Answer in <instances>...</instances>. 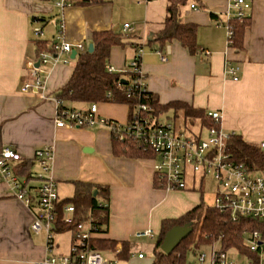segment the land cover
Masks as SVG:
<instances>
[{
	"label": "crops",
	"instance_id": "1",
	"mask_svg": "<svg viewBox=\"0 0 264 264\" xmlns=\"http://www.w3.org/2000/svg\"><path fill=\"white\" fill-rule=\"evenodd\" d=\"M54 1L0 0V145L15 149L24 161L31 163L33 187L38 185L37 175L41 172L34 160L35 152L52 148L50 175L58 183L61 202L74 196L75 182L108 187L109 222L103 238L119 242L118 252L122 250V242L135 243L133 255L126 263L151 264L152 260H148L138 243L158 238L163 220L181 217L200 204L202 198L204 201V195L202 190L199 196L195 189L157 188L151 158L137 160L116 155L112 133L105 126L57 128L59 99L56 95L69 83L78 54L75 60L71 59L72 55H63L58 63L40 67L45 91H24L26 84H34L27 64H38L43 52L39 43L46 44L47 51L51 52L58 34L62 17ZM246 1L252 10L242 49L228 46L226 0H191L181 7L182 21L197 27L195 54L178 40L160 39L169 16L168 0H153L148 4H138L136 0H91L83 4V0L65 10V36L70 44H82L88 51L95 33L121 34L123 45L113 47L106 63L118 73L128 70L138 48L143 46L142 69L147 88L160 105L183 102L207 114L219 112L220 127L224 131L234 132L261 147L264 142V0ZM193 4L198 10L191 8ZM127 24L131 29L125 31ZM36 29L43 35L36 36ZM161 55L166 56L167 62L162 61ZM65 60L69 62L64 63ZM228 63L240 68L238 81L227 75ZM63 106L75 110L91 107L66 102ZM97 109L101 119L118 125L130 120L128 105L97 103ZM180 116L185 118L183 113ZM204 181H200L202 188ZM214 197L207 205H213ZM34 212L16 199L9 184L0 178V264H44L53 256L70 255L73 232H67L70 233L67 248L56 240V248L49 252L45 235L31 231ZM149 230L153 238L137 236ZM102 253L125 262L115 253ZM139 253L145 255L144 260L137 259Z\"/></svg>",
	"mask_w": 264,
	"mask_h": 264
},
{
	"label": "built area",
	"instance_id": "2",
	"mask_svg": "<svg viewBox=\"0 0 264 264\" xmlns=\"http://www.w3.org/2000/svg\"><path fill=\"white\" fill-rule=\"evenodd\" d=\"M91 2V0H84ZM153 0H136L138 4H148ZM229 14L228 24H219L227 30L228 46L231 48L234 42L233 21L241 23L250 18L251 4L246 0H226ZM83 0H55L54 6L61 18L58 34L51 46V52H41L37 63L47 65L58 63L63 55L70 57L75 51L77 54L87 50L82 44L76 46L70 44L65 36V23L63 15L68 8L82 3ZM193 10L198 6L193 4ZM233 13V14H230ZM130 25H125V31L130 30ZM36 36H42L40 29L35 30ZM207 55L210 52L206 51ZM144 48L140 46L134 60L124 73L134 76L129 97L143 98L147 93L146 75L142 69ZM163 62L167 58L161 55ZM65 60L64 63H68ZM36 63L27 64V69L34 84H26L24 91L46 90V84L39 74ZM109 73H117L112 66H106ZM239 67L231 63L227 64V75L232 80L238 81ZM59 110L56 117L57 128H90L96 125L107 127L111 133L117 130L120 138L132 139L142 144L145 150L153 154L154 180L158 185L168 191H190L195 189L197 179L203 182L211 178L218 184L220 191L215 195L213 205L222 213L230 215L232 221L249 219L264 225V170L253 172L244 164L235 160L229 149V142L234 132H226L220 127L221 114L211 112L208 117L213 120L215 126L203 128L206 130V139L200 131L198 134L187 135L184 130L178 129L172 124H161L159 117L148 104H139L135 113L125 125H115L98 115L97 104L91 105L88 110H69L62 108L63 102L57 101ZM202 129V128H201ZM202 129V130H203ZM264 150V142L261 144ZM54 159V152L50 147L40 148L35 152L36 161L41 172L37 175L39 181L36 187L30 185L27 180L21 179L15 172L16 164L24 161L19 152L11 147L0 145V178L7 182L16 199L22 201L28 208L35 210L31 231L36 234H44L47 250L52 252L56 247L55 235L58 221L59 187L57 181L50 175ZM62 221L66 226L74 227L73 242L69 256H53L44 264H119L117 259L106 257L101 251L91 246V240L96 235L95 226L91 223H78L75 220V207L66 205L63 207ZM247 253L236 250L238 256L246 260L239 261L231 256L228 251H222L220 243H211L212 254L209 258L199 249L192 251L194 260L199 264H205L209 258V264H264V230H247L244 232ZM140 237L153 238L152 231L137 234ZM217 246L220 249H216ZM251 255V256H250ZM138 260H144L145 255L139 253ZM190 263V262H189ZM187 264V258L184 262ZM191 264V263H190Z\"/></svg>",
	"mask_w": 264,
	"mask_h": 264
},
{
	"label": "trees",
	"instance_id": "3",
	"mask_svg": "<svg viewBox=\"0 0 264 264\" xmlns=\"http://www.w3.org/2000/svg\"><path fill=\"white\" fill-rule=\"evenodd\" d=\"M169 16L165 22L160 39L164 41L178 40L191 54L197 52V27L186 24L181 19V7L189 0H168ZM200 1V0H196ZM90 2L84 1L83 4ZM249 19L244 22L233 21L234 42L231 48L242 49L245 27ZM123 45V36L116 31L95 33L93 36V51L78 54L77 64L69 83L56 95L59 101L72 104H97L116 103L125 104L130 109V119L139 104H148L157 116L172 113L179 117L183 113L185 120H199L201 128L215 126L208 114L183 102H172L160 105L154 95L147 91L143 98L129 97L134 79L131 73H109L106 63L113 47ZM41 51H47L46 44L40 42ZM62 108L70 109L62 105ZM115 125H117L115 123ZM113 149L116 155L137 160L153 158V154L145 150L144 146L132 139L120 138L117 130L112 131ZM229 149L235 160L244 164L253 172L264 170V150L252 145L235 135L229 142ZM16 173L32 180L31 163L23 161L15 167ZM155 186L161 188L154 180ZM75 193L58 206L57 233H65L74 230V227L66 226L63 221V207L73 205L75 207V220L78 223L91 222L95 226L96 235L91 240V246L102 252L117 254L121 261L128 262L135 247L133 242H122V250L118 252L119 242L105 239L103 236L108 231L110 190L106 186L93 185L83 182H75ZM95 192L97 196L95 197ZM193 224V234L183 241L180 246L168 256L161 251V245L166 234L174 227ZM200 226L199 239H195V232ZM247 230H264V225L249 219H241L237 222L231 220L230 215L222 213L214 206H209L202 201L196 207L186 212L177 219H165L162 221L160 234L155 244V257L151 264H184L188 252L198 249L201 245H209L219 242L222 251L240 250L247 253L244 232ZM251 256V255H250Z\"/></svg>",
	"mask_w": 264,
	"mask_h": 264
},
{
	"label": "rangeland",
	"instance_id": "4",
	"mask_svg": "<svg viewBox=\"0 0 264 264\" xmlns=\"http://www.w3.org/2000/svg\"><path fill=\"white\" fill-rule=\"evenodd\" d=\"M189 1H191V0H189ZM45 52H48V51H45ZM159 122L161 124L175 125L176 128L184 130L187 135L198 134L201 131L203 134V139H206V130L201 129V124L198 121L185 120V118H183L182 116L174 117V115L172 113H168V114L161 115L159 117ZM195 187H196L195 188V190H196L195 194H197L199 196L201 194L199 191L202 190V193L204 195L205 204L212 203L213 196H215L220 191L218 184H216L211 178L205 179L203 188L201 187V182L198 178ZM60 193H63V188H60ZM61 197H63V196L61 195ZM199 236H200V226L197 227V230L195 232V239L198 240ZM54 238H55V241L59 240L62 242V244L64 243L63 248H67L69 246L70 233L66 232V233L59 234V235L56 234ZM156 241H157V238L152 239V240H150V239L149 240H141L140 243H138V246L142 247L144 253L146 254V257L148 258V260H154ZM56 243H57V241H56ZM70 245H71L70 246V250H71L72 242ZM198 249L200 250V252L206 254L209 258L211 257V254H212V247L211 246L204 244V245L199 246ZM216 249H220V247L217 246ZM229 254L231 256H234L239 261L246 260L242 256H238L235 253L230 252ZM186 258H187V264H190V263L191 264H199V262L197 260H194L192 252H188ZM209 258L205 264H209V262H208ZM119 264H129V263L119 262Z\"/></svg>",
	"mask_w": 264,
	"mask_h": 264
},
{
	"label": "water",
	"instance_id": "5",
	"mask_svg": "<svg viewBox=\"0 0 264 264\" xmlns=\"http://www.w3.org/2000/svg\"><path fill=\"white\" fill-rule=\"evenodd\" d=\"M93 45H90L89 51H93ZM77 53L74 51L72 53L71 59L75 60ZM36 67L39 68L40 64H36ZM97 192H95V197ZM194 232L193 224H187L185 226H177L172 228L165 236L163 243L161 245V251L170 256L173 252L180 246V244L189 238Z\"/></svg>",
	"mask_w": 264,
	"mask_h": 264
}]
</instances>
